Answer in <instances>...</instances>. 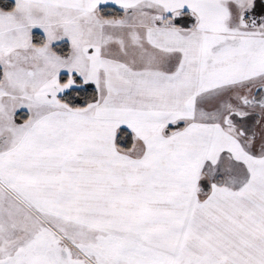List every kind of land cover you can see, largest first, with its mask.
<instances>
[{
    "label": "snow or ice",
    "instance_id": "6c2138e0",
    "mask_svg": "<svg viewBox=\"0 0 264 264\" xmlns=\"http://www.w3.org/2000/svg\"><path fill=\"white\" fill-rule=\"evenodd\" d=\"M0 264H264V0H0Z\"/></svg>",
    "mask_w": 264,
    "mask_h": 264
}]
</instances>
